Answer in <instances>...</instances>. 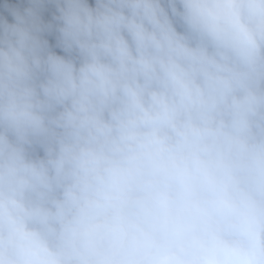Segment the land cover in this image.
<instances>
[{
	"label": "clouds",
	"instance_id": "obj_1",
	"mask_svg": "<svg viewBox=\"0 0 264 264\" xmlns=\"http://www.w3.org/2000/svg\"><path fill=\"white\" fill-rule=\"evenodd\" d=\"M0 264H264V0H0Z\"/></svg>",
	"mask_w": 264,
	"mask_h": 264
}]
</instances>
